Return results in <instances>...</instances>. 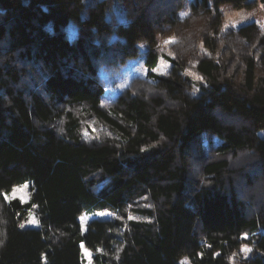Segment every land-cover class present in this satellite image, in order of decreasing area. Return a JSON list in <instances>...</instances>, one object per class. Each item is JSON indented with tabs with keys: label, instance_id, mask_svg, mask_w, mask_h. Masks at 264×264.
<instances>
[{
	"label": "trees",
	"instance_id": "1",
	"mask_svg": "<svg viewBox=\"0 0 264 264\" xmlns=\"http://www.w3.org/2000/svg\"><path fill=\"white\" fill-rule=\"evenodd\" d=\"M259 3L0 0V264H84V252L91 264H237L244 245L254 254L240 264H264V193L252 191H264V33H224L222 12ZM145 45L155 84L107 108L101 69ZM23 186L28 203L11 195ZM133 204L143 220H80ZM34 205L40 225L23 227Z\"/></svg>",
	"mask_w": 264,
	"mask_h": 264
},
{
	"label": "rangeland",
	"instance_id": "2",
	"mask_svg": "<svg viewBox=\"0 0 264 264\" xmlns=\"http://www.w3.org/2000/svg\"><path fill=\"white\" fill-rule=\"evenodd\" d=\"M114 10L116 14V18L121 21H126V13L125 6L121 1H115ZM222 12L224 13L225 23L223 27V32L228 33L230 30H236L241 25L257 22L260 30L264 33V4L259 3L257 7L254 9H242V10H234L231 6H225L222 8ZM189 14V6L186 5L183 11L181 12L182 18H186ZM76 31L75 26L73 24L70 25V32L74 34ZM176 42V37L173 35L161 37L159 42V51L161 54L160 61L158 66L155 69V72L161 76L169 75V72L172 68V64L166 58V55H172L171 45ZM148 50V46H143L141 48V54L138 58L130 59L128 62L116 69H105L102 68L100 73L101 77L104 81L105 85V94L103 96V103L107 108L113 106L118 99L119 95L124 91L132 88L135 89L136 85L138 87L143 83L155 84V80L148 77V69L145 65L146 51ZM190 77L195 81H202V77L198 75L195 70H191L189 72ZM141 82V83H139ZM261 136L264 137V130L259 132ZM215 144H220V140L217 137H213ZM203 148L202 153H208L210 148L209 141L210 139L207 135L203 136ZM240 158H243L241 156ZM198 162V161H197ZM196 169H198V164L196 161L194 162ZM198 174V172H197ZM201 176V175H199ZM196 175L197 178H199ZM102 187V186H100ZM252 191H256L257 196L264 193V191L259 188L258 185L253 186ZM13 198H19L21 201L28 203L31 200L30 193L26 189L25 186L16 188L12 191ZM263 197V196H262ZM139 208H152V204L148 198L143 199L138 202ZM133 206L135 204L130 205L125 211V215L118 214L114 210L106 209L96 212L95 214L89 215L85 214L81 217V222L85 226L91 219L99 218V219H120L125 223H128L130 220H143L144 216L140 215ZM39 216H38V207L34 205L30 210V213L23 224V227H39ZM245 238H248V235H245ZM254 251L248 245H244L239 253L234 257V262L237 264L242 263L245 259L252 256ZM92 259L89 255L84 252V264H91ZM181 264H190L189 258L185 257L181 259Z\"/></svg>",
	"mask_w": 264,
	"mask_h": 264
},
{
	"label": "crops",
	"instance_id": "3",
	"mask_svg": "<svg viewBox=\"0 0 264 264\" xmlns=\"http://www.w3.org/2000/svg\"><path fill=\"white\" fill-rule=\"evenodd\" d=\"M131 61V60H130Z\"/></svg>",
	"mask_w": 264,
	"mask_h": 264
}]
</instances>
